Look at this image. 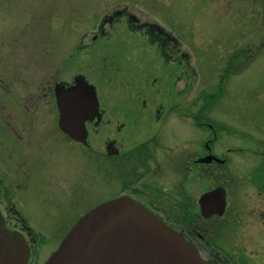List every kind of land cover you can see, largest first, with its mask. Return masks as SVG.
<instances>
[{
  "label": "rangeland",
  "instance_id": "obj_1",
  "mask_svg": "<svg viewBox=\"0 0 264 264\" xmlns=\"http://www.w3.org/2000/svg\"><path fill=\"white\" fill-rule=\"evenodd\" d=\"M146 23L179 41L183 80L176 82L179 68L171 53L162 66L167 75L162 91L185 96L187 125L181 139L186 133L194 146L205 138L192 125L201 109L203 124L216 120L223 127L220 147L264 151V0H0V149H14L10 156L0 151V179L23 185L27 166L30 181L36 177L44 188L12 194L19 210H29L30 231L23 234L29 247L26 264L49 258L77 211L85 213L120 193L118 183L105 182L101 160L54 130L53 87L81 77L95 88L98 101L134 98L130 81L117 87L122 75L115 81L106 69L99 76L100 61L120 59L130 74L127 64L137 73L158 69L162 63L155 44L146 46L139 38ZM89 141L103 148V137L90 135ZM261 159L238 155L235 172L248 182L250 169L258 167V185L264 179ZM177 180L179 190L193 199L215 183L200 172ZM229 189L237 190L228 199L240 226L225 225L210 237L232 255L231 262L264 264V192L256 197L253 186Z\"/></svg>",
  "mask_w": 264,
  "mask_h": 264
},
{
  "label": "flooded vegetation",
  "instance_id": "obj_2",
  "mask_svg": "<svg viewBox=\"0 0 264 264\" xmlns=\"http://www.w3.org/2000/svg\"><path fill=\"white\" fill-rule=\"evenodd\" d=\"M132 21L136 22L134 19ZM141 30L146 31L145 34L139 35V38L144 39L143 42L146 46L154 47L155 44V52L162 63L159 68L151 67V69L148 68V71L137 73L135 70L138 68L134 69L133 64H127L131 68H128L129 71L133 72L130 74V72L124 71L126 64L121 63L120 59H116V61L110 59L108 62L107 59H103L100 61V65L103 67L99 72V76L104 77V70L108 69V73L115 78V81L120 77L119 75H122L121 81L117 80V84L119 83L117 87L130 81L131 87L129 88L135 97L128 98V100L117 99L111 104V101H99L96 117L85 122V131H87L85 144L74 142L59 131L56 106L54 108L56 111L53 112L57 121L56 125H53L56 127L54 130L63 135L61 138L63 141L68 140L82 146L86 154L93 155L94 161L101 160L103 163L102 173H104L107 185L112 186V184L118 183L120 187V193L112 198L124 196L145 206L164 224L190 241L198 253L206 254L207 261L213 264H235L229 260L232 255L219 247L210 234L215 233L216 236L220 228L225 229V225L228 227L240 226L241 222L235 220L238 213L233 212L234 207L230 205L229 201L232 191H234L232 194H235L237 190L231 191L230 186H234L235 189L236 186H253L256 190V197L264 192V179L257 185L258 167L250 169L248 182L239 174V171L235 172L237 169L234 167V158L238 155H252L256 158L263 157L260 164L264 168V151H253L254 147L244 148L233 144L220 147L219 140L223 127L216 120L212 121L213 125L203 124L201 109L196 110L195 116L192 118V125L194 124L196 130L204 134L205 138L194 146L189 144L186 133L187 139L182 140V129L187 125L185 96L179 92L170 96L162 91V83L167 78L165 70L162 68L167 65L165 63L166 56L171 53L175 54L173 63H175V67L179 68V74L175 79L176 82L181 83L183 80L182 55L180 52H176L178 49L175 47V43L173 44L171 37L160 29L146 24L141 26ZM123 48L121 47V49ZM123 50L117 55L122 56ZM222 71L226 72V69ZM222 79L220 76L218 82H222ZM74 80L69 85L62 84V86L70 87ZM139 82L140 85H138ZM141 82L145 85L142 86ZM152 88H155L154 94ZM90 135L103 137L102 149H96L90 144V142L93 143L89 141ZM136 139L139 140L129 146L130 140ZM8 144H10L9 141ZM12 150H14L13 147L8 149L6 146L0 149L8 156ZM27 170L26 166L23 185L15 181L11 185L10 182L6 183L7 178L0 179V214L4 225L9 230H23L26 233L30 228L27 219L29 210H26L28 215L19 210L12 194L21 188H23L22 191L36 192L42 187H40V179L35 181L36 177L35 179L32 177L30 181ZM199 172L203 174V177L207 176V178L215 180V183L197 199H193L188 191L179 190L180 182L177 177L188 178L193 173ZM262 172L264 176V170ZM236 177L239 179L237 180ZM218 191L223 200L221 213L217 214L212 211L209 198L202 209L200 199ZM69 206L74 205L70 203ZM74 209L77 210L78 207ZM77 212L78 214L74 217L71 225L80 218L84 211Z\"/></svg>",
  "mask_w": 264,
  "mask_h": 264
},
{
  "label": "water",
  "instance_id": "obj_3",
  "mask_svg": "<svg viewBox=\"0 0 264 264\" xmlns=\"http://www.w3.org/2000/svg\"><path fill=\"white\" fill-rule=\"evenodd\" d=\"M54 95L59 130L85 142L84 123L98 111L94 87L79 77L72 87L56 85ZM208 198L212 211L221 213L219 191L200 199L202 209ZM62 239L44 264H209L180 234L126 197L94 207ZM28 255L25 240L4 228L0 217V264H26Z\"/></svg>",
  "mask_w": 264,
  "mask_h": 264
}]
</instances>
